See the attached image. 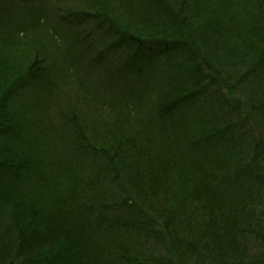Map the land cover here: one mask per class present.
I'll list each match as a JSON object with an SVG mask.
<instances>
[{
    "label": "trees",
    "instance_id": "16d2710c",
    "mask_svg": "<svg viewBox=\"0 0 264 264\" xmlns=\"http://www.w3.org/2000/svg\"><path fill=\"white\" fill-rule=\"evenodd\" d=\"M0 264H264V0H0Z\"/></svg>",
    "mask_w": 264,
    "mask_h": 264
},
{
    "label": "rangeland",
    "instance_id": "374dc122",
    "mask_svg": "<svg viewBox=\"0 0 264 264\" xmlns=\"http://www.w3.org/2000/svg\"><path fill=\"white\" fill-rule=\"evenodd\" d=\"M85 28H80V29H90L88 30L90 33H89V36H88V40H92L94 42H97V41H101L102 38H101V33H100V29H93V25L92 23L87 26L86 24L84 25ZM97 44L98 46L100 45V43H95ZM93 44V45H95ZM98 46H93L91 49L87 50L85 52V55H88L89 56V59L90 58H93L97 51L99 50ZM110 56V54H105L104 58ZM162 63H164V61L162 60ZM98 68H97V77H100L101 79L105 78H109L110 75L113 74L114 72V69L115 67L117 66V59L114 57V56H111L108 60H102V62L100 64L97 65Z\"/></svg>",
    "mask_w": 264,
    "mask_h": 264
},
{
    "label": "bare ground",
    "instance_id": "6f19581e",
    "mask_svg": "<svg viewBox=\"0 0 264 264\" xmlns=\"http://www.w3.org/2000/svg\"><path fill=\"white\" fill-rule=\"evenodd\" d=\"M180 53H175L171 56V59L175 62V63H178L180 61Z\"/></svg>",
    "mask_w": 264,
    "mask_h": 264
}]
</instances>
